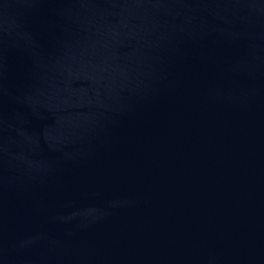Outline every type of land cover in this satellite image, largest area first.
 <instances>
[{
    "label": "water",
    "instance_id": "obj_1",
    "mask_svg": "<svg viewBox=\"0 0 264 264\" xmlns=\"http://www.w3.org/2000/svg\"><path fill=\"white\" fill-rule=\"evenodd\" d=\"M0 264H264V0H0Z\"/></svg>",
    "mask_w": 264,
    "mask_h": 264
}]
</instances>
